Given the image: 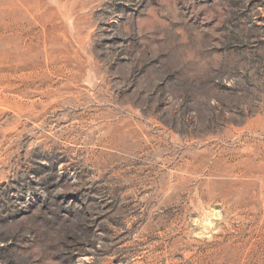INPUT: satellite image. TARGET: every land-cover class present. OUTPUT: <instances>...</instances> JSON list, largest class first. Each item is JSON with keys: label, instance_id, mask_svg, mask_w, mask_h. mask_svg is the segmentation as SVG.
<instances>
[{"label": "rangeland", "instance_id": "rangeland-1", "mask_svg": "<svg viewBox=\"0 0 264 264\" xmlns=\"http://www.w3.org/2000/svg\"><path fill=\"white\" fill-rule=\"evenodd\" d=\"M0 264H264V0H0Z\"/></svg>", "mask_w": 264, "mask_h": 264}]
</instances>
